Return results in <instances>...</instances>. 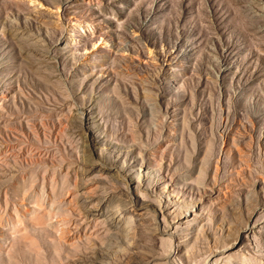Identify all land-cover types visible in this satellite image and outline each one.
Here are the masks:
<instances>
[{
    "label": "rangeland",
    "instance_id": "374dc122",
    "mask_svg": "<svg viewBox=\"0 0 264 264\" xmlns=\"http://www.w3.org/2000/svg\"><path fill=\"white\" fill-rule=\"evenodd\" d=\"M82 133L122 181L81 184ZM109 240L264 264V0H0V264Z\"/></svg>",
    "mask_w": 264,
    "mask_h": 264
},
{
    "label": "bare ground",
    "instance_id": "6f19581e",
    "mask_svg": "<svg viewBox=\"0 0 264 264\" xmlns=\"http://www.w3.org/2000/svg\"><path fill=\"white\" fill-rule=\"evenodd\" d=\"M69 43H72V40H70ZM69 47H71V46H69ZM81 136L83 138L82 150H81V155H80L81 165H80V171H79L80 176H81V184H83V182L85 181V179L88 176H90L91 174H93L95 172L103 174V175L106 174L110 178L112 177L115 180L122 181L123 179L120 176V173L115 171V169L114 170L109 169V166H107V164L105 163L104 158H103V160L98 159L97 156L95 158V155L93 153L90 142L87 140V138L85 137V135L83 133ZM83 189H84V187H83ZM118 240L120 242H127L126 240L121 239V238H119ZM118 247L119 246L117 243H113L112 240H109L107 242V246L105 248L96 252V254L94 256V260H93V262H91V264H106L107 261L113 256V254L118 251L117 250Z\"/></svg>",
    "mask_w": 264,
    "mask_h": 264
}]
</instances>
